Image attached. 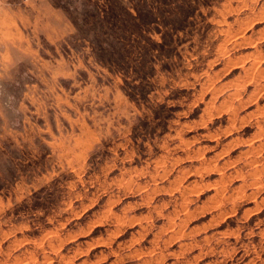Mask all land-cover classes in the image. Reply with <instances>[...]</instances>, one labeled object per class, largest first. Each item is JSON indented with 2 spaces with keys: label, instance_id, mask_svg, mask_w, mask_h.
I'll return each mask as SVG.
<instances>
[{
  "label": "rangeland",
  "instance_id": "obj_1",
  "mask_svg": "<svg viewBox=\"0 0 264 264\" xmlns=\"http://www.w3.org/2000/svg\"><path fill=\"white\" fill-rule=\"evenodd\" d=\"M34 6L35 50L0 39V264H264V0Z\"/></svg>",
  "mask_w": 264,
  "mask_h": 264
},
{
  "label": "crops",
  "instance_id": "obj_2",
  "mask_svg": "<svg viewBox=\"0 0 264 264\" xmlns=\"http://www.w3.org/2000/svg\"><path fill=\"white\" fill-rule=\"evenodd\" d=\"M36 11L37 17L34 0H0V39L10 40L13 37L17 38L18 45H15L20 47V52L28 53V51L35 50V41L32 39L37 37L35 22L40 20L38 14H42V9L39 8ZM11 23L14 25L12 31H4V27ZM3 45H0L3 48H0V54H12V46L6 45L5 42Z\"/></svg>",
  "mask_w": 264,
  "mask_h": 264
},
{
  "label": "bare ground",
  "instance_id": "obj_3",
  "mask_svg": "<svg viewBox=\"0 0 264 264\" xmlns=\"http://www.w3.org/2000/svg\"><path fill=\"white\" fill-rule=\"evenodd\" d=\"M192 192V191H191ZM193 193V192H192ZM190 198V197H189ZM216 205V204H215ZM233 212V211H232ZM230 215H232V214H230ZM222 216V215H221ZM223 216H225V215H223Z\"/></svg>",
  "mask_w": 264,
  "mask_h": 264
}]
</instances>
